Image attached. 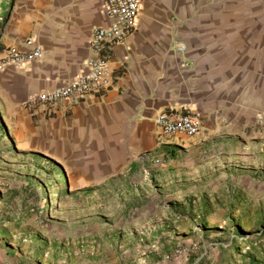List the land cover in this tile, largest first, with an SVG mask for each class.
Wrapping results in <instances>:
<instances>
[{
    "label": "crops",
    "instance_id": "0c3cea01",
    "mask_svg": "<svg viewBox=\"0 0 264 264\" xmlns=\"http://www.w3.org/2000/svg\"><path fill=\"white\" fill-rule=\"evenodd\" d=\"M103 2L12 0L0 28V57L43 49V58L25 69L7 66L0 73V116L26 139L27 150L57 162L75 188L137 187L149 174L176 190L174 199L193 194L204 200L212 177L226 179V147L240 153L230 167H256L255 150L264 153V123L258 122L264 114V0H141L135 32L109 51V89L62 102L48 116L25 106L31 95L75 77L94 56L92 28L109 23ZM162 114L197 115L202 132L163 136L156 124ZM151 215L145 212V226L156 229L147 227Z\"/></svg>",
    "mask_w": 264,
    "mask_h": 264
},
{
    "label": "rangeland",
    "instance_id": "374dc122",
    "mask_svg": "<svg viewBox=\"0 0 264 264\" xmlns=\"http://www.w3.org/2000/svg\"><path fill=\"white\" fill-rule=\"evenodd\" d=\"M11 3L0 0L1 27ZM0 125L6 128L0 134V264H238L236 255L247 252L243 240L264 247L260 147L251 169L230 167L240 153L226 147L227 178L212 177L204 200L193 194L174 199L177 191L149 174L137 187L75 188L68 171L29 152L26 139L1 116ZM115 193L120 199L113 201ZM145 212L152 214L147 227L156 229L146 228ZM114 226L122 231L115 234Z\"/></svg>",
    "mask_w": 264,
    "mask_h": 264
},
{
    "label": "built area",
    "instance_id": "2783aa9c",
    "mask_svg": "<svg viewBox=\"0 0 264 264\" xmlns=\"http://www.w3.org/2000/svg\"><path fill=\"white\" fill-rule=\"evenodd\" d=\"M141 0H104L101 11L108 19V25L92 28L89 47L94 56L84 63L79 73L60 87L31 95L25 106L41 110L52 115L56 108L66 101H79L91 96H101L104 90L113 84L112 71L109 68L111 47L124 44L136 30V22L140 14ZM29 45L35 44L33 40ZM184 51L185 47L179 48ZM43 58L41 46H33L26 52L8 50L0 57V73L7 66L25 69L33 62ZM258 122L264 123V114L258 115ZM156 124L163 136H185L194 138L201 134L202 123L197 115L162 114ZM160 164V161H156Z\"/></svg>",
    "mask_w": 264,
    "mask_h": 264
},
{
    "label": "trees",
    "instance_id": "16d2710c",
    "mask_svg": "<svg viewBox=\"0 0 264 264\" xmlns=\"http://www.w3.org/2000/svg\"><path fill=\"white\" fill-rule=\"evenodd\" d=\"M5 131L6 128L0 125V134H3ZM262 235H264V233ZM243 241L242 244L245 245L243 248H246L247 252L242 256L236 255L234 260L237 261L238 264H262L259 260L264 257V247L261 244L253 245L252 243L249 244V241Z\"/></svg>",
    "mask_w": 264,
    "mask_h": 264
}]
</instances>
